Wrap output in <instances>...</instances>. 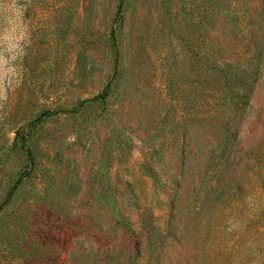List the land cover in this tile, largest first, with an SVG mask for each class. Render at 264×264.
Returning <instances> with one entry per match:
<instances>
[{
  "label": "rangeland",
  "instance_id": "374dc122",
  "mask_svg": "<svg viewBox=\"0 0 264 264\" xmlns=\"http://www.w3.org/2000/svg\"><path fill=\"white\" fill-rule=\"evenodd\" d=\"M23 20L0 264H264V0H26Z\"/></svg>",
  "mask_w": 264,
  "mask_h": 264
},
{
  "label": "clouds",
  "instance_id": "9594fccd",
  "mask_svg": "<svg viewBox=\"0 0 264 264\" xmlns=\"http://www.w3.org/2000/svg\"><path fill=\"white\" fill-rule=\"evenodd\" d=\"M25 11L26 0H0V110L8 101L9 88L17 85L19 62L29 43Z\"/></svg>",
  "mask_w": 264,
  "mask_h": 264
}]
</instances>
